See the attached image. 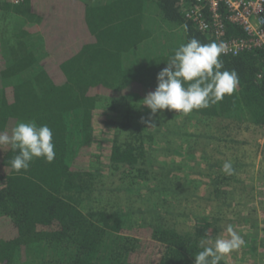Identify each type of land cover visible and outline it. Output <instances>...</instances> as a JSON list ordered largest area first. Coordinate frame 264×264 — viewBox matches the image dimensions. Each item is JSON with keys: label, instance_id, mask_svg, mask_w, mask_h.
Segmentation results:
<instances>
[{"label": "trees", "instance_id": "16d2710c", "mask_svg": "<svg viewBox=\"0 0 264 264\" xmlns=\"http://www.w3.org/2000/svg\"><path fill=\"white\" fill-rule=\"evenodd\" d=\"M244 34L228 21L229 37ZM192 37L220 42L186 17L180 0H0V131L11 134L21 120L46 124L56 152L53 162L34 158L17 173L10 163L17 153L0 149V264H191L201 239L220 236L210 213L188 225L152 200L156 188L146 198L129 193L155 174L152 140L131 107L125 121L107 120L117 128L106 154L91 152L98 110L142 101ZM221 59L238 73L237 90L190 116L264 126V51Z\"/></svg>", "mask_w": 264, "mask_h": 264}, {"label": "rangeland", "instance_id": "374dc122", "mask_svg": "<svg viewBox=\"0 0 264 264\" xmlns=\"http://www.w3.org/2000/svg\"><path fill=\"white\" fill-rule=\"evenodd\" d=\"M43 39L44 36L34 41L41 46ZM121 103L119 114L120 107L110 112L98 110L91 152L106 154L117 128L107 120L125 121L122 115L131 107L135 120L149 132L152 141L149 140L148 158L153 160L155 171L152 184L137 180L136 188L129 190L132 197L146 198L156 188L152 200L188 225L196 213H210L219 220L220 236H227L226 229L231 225L244 240L226 260L264 264V126L244 118L192 117L168 109L153 115L143 100L124 99ZM131 104L138 106L135 109ZM130 132L126 131L122 139L128 141ZM106 161L105 156L98 164ZM225 161L232 162L233 174L222 172ZM217 175L221 180H216ZM130 180H125L124 185ZM145 202L143 207L154 204Z\"/></svg>", "mask_w": 264, "mask_h": 264}, {"label": "clouds", "instance_id": "9594fccd", "mask_svg": "<svg viewBox=\"0 0 264 264\" xmlns=\"http://www.w3.org/2000/svg\"><path fill=\"white\" fill-rule=\"evenodd\" d=\"M228 51L223 42L204 44L192 37L175 49L167 66L157 74L155 90L147 94L143 104L153 115L164 109L190 114L220 103L226 95H233L239 86V76L234 69H226L221 59ZM5 145H10L17 153L10 162L17 173L27 171L34 158L43 157L51 163L56 157L51 128L35 121L17 122L11 134L0 131V149ZM221 170L227 175L233 174L232 162L225 161ZM226 232L227 236H218L214 241L201 239L202 250L195 254L194 264H220L243 245V238L231 225Z\"/></svg>", "mask_w": 264, "mask_h": 264}, {"label": "built area", "instance_id": "2783aa9c", "mask_svg": "<svg viewBox=\"0 0 264 264\" xmlns=\"http://www.w3.org/2000/svg\"><path fill=\"white\" fill-rule=\"evenodd\" d=\"M5 1L20 4L23 0ZM180 5L200 30L211 32L227 45L228 56L264 51V0H180ZM228 21L242 26L245 34L229 37Z\"/></svg>", "mask_w": 264, "mask_h": 264}]
</instances>
